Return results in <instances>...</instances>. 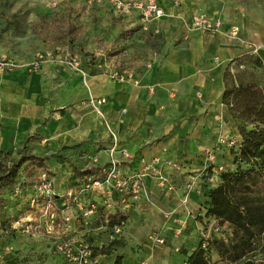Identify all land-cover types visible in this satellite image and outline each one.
<instances>
[{"label":"crops","instance_id":"0c3cea01","mask_svg":"<svg viewBox=\"0 0 264 264\" xmlns=\"http://www.w3.org/2000/svg\"><path fill=\"white\" fill-rule=\"evenodd\" d=\"M156 1L165 13L151 25V30H160L159 54L124 80L100 74L84 81L81 74L56 63L43 65L37 73L21 69L0 76V154L15 153L36 134L51 147L80 146L83 152L97 155L100 167L105 168L114 144L89 105L90 99H105L101 109L119 139L116 156L120 158L121 151H126L131 157L123 170L143 172L145 165H155L156 172L146 174L143 180L151 202L142 200L127 214L121 244L113 255L97 253L100 264H114L117 255L123 258L122 264H161L154 237L157 231L166 238L171 234L161 211L176 208L182 199L187 211H199L202 186L195 182L187 192L184 184L193 182L206 152L215 149L229 131L223 104L225 71L234 60L248 54L253 44L264 45V6L256 9L226 0L206 6L205 0H183L174 7L170 0ZM98 7L103 15L112 17L105 6ZM206 13L222 23L219 32L193 28L192 18ZM121 19L137 24L134 16ZM233 27L239 29L236 38L228 35ZM259 54L264 60V48ZM168 163L185 166L188 173L172 171ZM52 169L54 174L60 173L59 165ZM159 170L165 174V185L157 176ZM69 188L68 184H55L59 195ZM101 216L104 218V212ZM19 239L48 245L55 254L49 241ZM98 242L95 245L102 248L111 241ZM55 257L58 264H65ZM181 257L178 253L174 259L181 261Z\"/></svg>","mask_w":264,"mask_h":264},{"label":"rangeland","instance_id":"374dc122","mask_svg":"<svg viewBox=\"0 0 264 264\" xmlns=\"http://www.w3.org/2000/svg\"><path fill=\"white\" fill-rule=\"evenodd\" d=\"M55 1L57 0H0V53H7L20 61L27 62L38 53L48 52L57 46L67 47L78 56L81 69L85 72L87 79L89 76L100 74L108 77L115 73L122 76L128 75L146 66L159 54L161 37L157 38V34L143 32L137 24L132 26L133 20H117L113 16L103 15L102 9L95 4H90L89 0H64L53 7ZM205 1L206 6H211L218 0ZM226 2L256 9L264 6V0H226ZM251 48L248 54L240 57L241 67H231L232 62L228 68L230 67V72L234 76L246 71V75H239L240 78L238 76L239 80L245 84L256 82L263 85L264 80L259 78L260 72L258 73L257 69L255 79L250 73H252L251 69L255 68L257 59L264 68V60L259 54L264 45L253 44ZM249 56L252 60L245 59ZM82 79L85 81V77L82 76ZM228 86H232L231 81ZM226 122L229 131H226L219 139V141L224 140L225 144H218L213 150L209 149L205 154L206 159L202 167L195 171L196 177L193 182L191 179L188 186L187 183L184 184L187 192L195 182L202 186L199 211L195 213L187 211L185 199H182L176 208L161 211L162 220L171 228L169 238L161 236L157 231L155 240H151L157 243V255L161 258L159 259L161 264H188L189 255L196 250L201 241L204 243L203 248L208 251L210 264H232L216 251L213 242L228 244L235 237L233 230L228 224L206 216L207 193L221 184V173L228 170L235 171L238 166L234 158L239 155L241 136L229 117ZM217 148H219L218 151ZM19 150L12 153L9 160L17 159ZM24 151L26 154L37 155L44 160L40 163L27 164L23 170L25 174L29 175L33 171L38 173L37 170L40 168L53 166L58 169V165L60 166V173L59 171L53 173L57 187L71 185L82 178L78 176L79 173L101 165L97 155L83 152L80 146L60 149L51 147L47 141H43L42 137L36 134L29 138ZM209 152H214V160L210 159ZM2 159L3 155L0 154V160ZM95 159L98 162H94ZM124 163L125 161H122L121 165L124 166ZM168 165L173 168L172 171L188 173L185 166L173 163ZM105 166L107 167L108 163ZM219 167H223L222 172L219 171ZM164 175L160 173V170L157 171L158 178H163L164 180L160 179V181L165 185L167 179ZM144 201L150 203L151 199L149 197ZM0 206L2 208V203ZM135 206L136 203L132 205L130 211ZM183 209L185 210L182 211ZM130 213L128 215H131ZM4 224L2 209L0 210V264H58L59 260L51 252L50 246L21 241L8 234L4 230ZM126 224L127 221L120 226L118 233L116 227L107 225L101 216L97 220L89 221L82 218L76 219L72 223V228L77 230L75 234H81L89 229L84 237L94 247L96 253L100 254L106 246L101 248L96 246L100 244L95 245V243L106 238L108 243L114 239L122 241ZM178 253L183 256L181 261L174 259ZM247 259L264 260V248L261 246L255 248L243 260Z\"/></svg>","mask_w":264,"mask_h":264},{"label":"built area","instance_id":"2783aa9c","mask_svg":"<svg viewBox=\"0 0 264 264\" xmlns=\"http://www.w3.org/2000/svg\"><path fill=\"white\" fill-rule=\"evenodd\" d=\"M63 1H55L53 7ZM182 1L171 0V3L174 7H179ZM89 3L105 6L115 17L134 16L143 32L157 35L160 33L158 28L151 30V25L165 15L156 0H89ZM192 26L203 32L217 33L221 30L222 23L208 15L197 14L192 18ZM238 34L237 27H233L228 33L232 38H236ZM47 63L68 67L86 77L78 56L69 48L61 46L45 53H38L28 62L20 61L7 53H0V76L21 69L30 74L37 73ZM111 77L120 80L125 78L117 73ZM105 103V99L89 100V105L102 119L114 144L108 151V166L100 175L85 177L78 185L61 195L57 194L50 173L45 170L38 172L28 197L30 210L16 221L14 215L11 216L10 230L18 231L26 239L51 242L55 254L61 257L65 264H100V256L94 247L84 235L75 234L73 231L74 217L86 221L97 220L104 212V219L108 222L111 214L117 212L128 214L133 204L148 200L149 195L143 180L146 174L156 172L155 165L150 164L145 165L143 172L126 173L123 170L121 162L129 161L131 157L126 151H121L120 158L116 156L119 139L101 109ZM224 144L225 141L221 139L219 145ZM209 153L210 159L214 160V152ZM94 162L98 160L95 159ZM219 171L222 172L223 167H219ZM21 194L22 190L16 187L15 198ZM122 224L124 222L115 226L118 233Z\"/></svg>","mask_w":264,"mask_h":264},{"label":"trees","instance_id":"16d2710c","mask_svg":"<svg viewBox=\"0 0 264 264\" xmlns=\"http://www.w3.org/2000/svg\"><path fill=\"white\" fill-rule=\"evenodd\" d=\"M112 16L121 20V17H115L113 14ZM239 59L234 60L231 67H241ZM245 59L252 60L250 56ZM254 66L255 68L251 69V77L256 78L257 69L258 73L260 72L259 78L264 80V68L258 59ZM246 73L243 71L234 76L229 67L224 74L223 104L227 108L228 117L241 136V144L239 155L234 158V162L238 164L237 169L221 173V184L207 193L206 216L228 224L233 230L235 237L228 244L213 242L216 251L225 260L232 264H264V260H243L255 248L259 246L264 248V84L243 83L239 80V75L244 76ZM229 81L232 82L231 87L228 86ZM25 146L19 150L17 159L9 160L11 154H6L0 160V203H2L0 210L3 209L4 230L17 239L22 236L18 231L10 230L11 216L14 215L16 221L30 210L28 197L37 174L36 171L29 175L23 173L24 167L27 164L44 161L37 155L26 154ZM52 168H40L37 171H48L53 178ZM103 170L104 167H92L89 171L81 172L78 176L82 178L68 186L72 188L85 177L100 175ZM53 182L55 187L54 178ZM16 187L22 190L18 198L14 196ZM128 217L127 214L120 212L111 214L107 225L110 227L120 225ZM120 244L119 240L114 239L100 251V254L113 255ZM203 244L201 241L196 250L189 255L188 264H210L208 251L203 248ZM122 260L123 258L117 255L114 264H122Z\"/></svg>","mask_w":264,"mask_h":264}]
</instances>
